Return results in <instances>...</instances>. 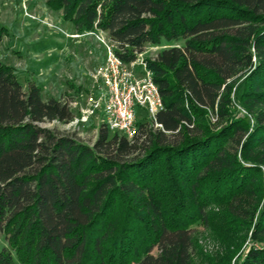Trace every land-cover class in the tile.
I'll return each mask as SVG.
<instances>
[{"label":"trees","instance_id":"1","mask_svg":"<svg viewBox=\"0 0 264 264\" xmlns=\"http://www.w3.org/2000/svg\"><path fill=\"white\" fill-rule=\"evenodd\" d=\"M44 2L125 64L170 44L143 59L163 110L87 144L0 63V264H193L196 227L209 264H264V0Z\"/></svg>","mask_w":264,"mask_h":264},{"label":"rangeland","instance_id":"2","mask_svg":"<svg viewBox=\"0 0 264 264\" xmlns=\"http://www.w3.org/2000/svg\"><path fill=\"white\" fill-rule=\"evenodd\" d=\"M0 26L5 30L0 42V63L14 68L23 90L34 83L43 99L57 98L71 103L74 113L71 124L43 123L40 127L75 133L83 142L92 144L103 118L97 111L92 113L90 100L98 98V90L91 75L105 55L96 38L104 35L76 34L72 23L62 20L60 12H52L44 0H0ZM170 46L166 43L147 46L137 59L138 74L145 75L139 66L143 59H154ZM136 115L139 121L147 119L140 109H136ZM193 237V264H209V257L215 256L218 246L204 228L196 227ZM4 247L6 242L0 232V251Z\"/></svg>","mask_w":264,"mask_h":264},{"label":"built area","instance_id":"3","mask_svg":"<svg viewBox=\"0 0 264 264\" xmlns=\"http://www.w3.org/2000/svg\"><path fill=\"white\" fill-rule=\"evenodd\" d=\"M96 38L104 47L105 55L103 63L91 75L98 90V98L90 100L92 113L99 112L103 118L100 124L106 125L110 132L132 139L138 133L136 109L142 110L147 120L154 123L157 113L163 110V102L143 61L139 66L145 75L140 76L135 69L137 62L125 64L115 55L113 45L105 38Z\"/></svg>","mask_w":264,"mask_h":264},{"label":"crops","instance_id":"4","mask_svg":"<svg viewBox=\"0 0 264 264\" xmlns=\"http://www.w3.org/2000/svg\"><path fill=\"white\" fill-rule=\"evenodd\" d=\"M100 61H102V63H103V59L100 58ZM102 63H101V64H102Z\"/></svg>","mask_w":264,"mask_h":264}]
</instances>
